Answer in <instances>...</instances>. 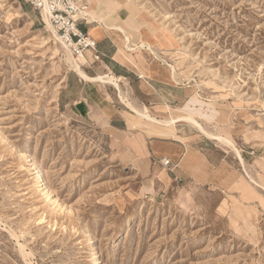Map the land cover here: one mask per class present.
Listing matches in <instances>:
<instances>
[{"label": "rangeland", "instance_id": "rangeland-1", "mask_svg": "<svg viewBox=\"0 0 264 264\" xmlns=\"http://www.w3.org/2000/svg\"><path fill=\"white\" fill-rule=\"evenodd\" d=\"M124 1L169 40L141 49L174 70L197 121L243 161L197 129L192 178L140 180L81 103L71 52L25 0H0V264H264V0Z\"/></svg>", "mask_w": 264, "mask_h": 264}, {"label": "crops", "instance_id": "crops-1", "mask_svg": "<svg viewBox=\"0 0 264 264\" xmlns=\"http://www.w3.org/2000/svg\"><path fill=\"white\" fill-rule=\"evenodd\" d=\"M120 1V2H119ZM122 0H88L89 13H93L95 21L81 28L97 42L100 62H94L92 54L86 55L92 59V64L97 63L100 73L113 75L118 78L120 88H125L127 83L136 99H132L134 107L139 110L148 108L157 119L168 118L157 114L156 109H177L182 114H190L197 120L203 119L199 103L194 101V96L180 85L172 82L170 70L163 64L156 62L141 49V43L151 45L152 50L163 51L169 42L156 31H151L146 26V21L136 17V9L127 6ZM133 12V14L131 13ZM136 12V13H135ZM102 19L105 22H101ZM112 27H124L127 33L136 38L135 53L129 52L124 45V37ZM135 49V50H136ZM130 59V60H129ZM84 71L89 77L99 76L96 67L89 64ZM81 86L82 102L89 108V115L100 117L101 122L114 134L116 143L128 157V165L139 179L147 177L145 174H156L155 183L170 184V180L187 176L193 177L198 171V148L202 146L203 139H198V130L188 123H178L173 129H164L161 126L140 118L124 102L120 100V92L114 86L103 85L82 79L77 75ZM122 80V81H121ZM123 92V93H122ZM125 97V92L121 91ZM126 98V97H125ZM131 100V99H130ZM149 102L150 105L142 107L141 103ZM144 104V103H143ZM148 104V103H147ZM188 105L190 108H188ZM206 120V119H203ZM166 131V135H157ZM170 159L174 167L164 168L159 160Z\"/></svg>", "mask_w": 264, "mask_h": 264}, {"label": "built area", "instance_id": "built-area-1", "mask_svg": "<svg viewBox=\"0 0 264 264\" xmlns=\"http://www.w3.org/2000/svg\"><path fill=\"white\" fill-rule=\"evenodd\" d=\"M40 15L45 12L59 38L76 57H86L92 54L94 62L101 61L97 42L89 33L81 28L90 25L88 0H25ZM161 166L167 169L174 167L170 159L159 160Z\"/></svg>", "mask_w": 264, "mask_h": 264}, {"label": "bare ground", "instance_id": "bare-ground-1", "mask_svg": "<svg viewBox=\"0 0 264 264\" xmlns=\"http://www.w3.org/2000/svg\"><path fill=\"white\" fill-rule=\"evenodd\" d=\"M123 1L124 0H122L121 2H123ZM129 2H130V0H129ZM41 17H42L43 22L46 24L47 28L51 31V33L54 37V40L59 41L62 44V46L70 52L68 47L65 46V44L59 38V35L57 34V31L55 30V28L52 26L48 15L45 12H42ZM95 20L96 19H94V18L92 19V21H95ZM99 20H101V22L102 21L105 22L102 19H99ZM105 25L110 29L116 30L117 32H119L124 37V45L129 52H132L136 49V48L135 49L133 48L131 38H130L129 34L127 33V31L124 27H121V26L120 27H112V26H109L107 24H105ZM142 46H144V45H142ZM147 49L150 50V52H152L154 55V51L151 49L149 44L147 45ZM86 62H87L86 57L76 58L74 56L73 61L70 65H71L72 69L74 70V72L79 77H81L82 79L87 80V81H91V82H98V83L103 84V85H111L112 87L114 86L116 89H118V91L120 92V95H119L120 100L122 102H124L127 105V107L130 108L132 110V112H134L140 118L146 119L148 122H153L154 124L160 125L163 127H172V126H174L180 122H185V123L191 124V125H193V127H196L207 138L214 140V141H217V142H224L227 145L233 147L235 149V151L237 152L240 160L243 161L241 155L239 154L240 153L239 150L237 151V148H235V146L231 142V140H229L228 138H226L220 134H215V133L207 131L202 126V124H200L197 121V119L190 114L170 116V118H166V119L161 120V119H157L155 116H153L148 108H144L143 110H138L133 105H131V103H129L126 100V98L122 95L123 92L121 93V91H123V90H121V88H120L118 78H116L113 75H109V74L99 75L96 77H89L83 69V66H85ZM172 69H174V68L172 67ZM171 77L173 79L176 78V74H175L174 70H172ZM36 179H37L38 183H40V184H42L44 182V174L42 173L41 169L38 170V177ZM41 186H44V185H41ZM131 219H132L131 216L127 217L125 223L122 226L120 225L119 231L123 230L126 226H128L131 222ZM97 261H98V254L94 251L91 262L97 263Z\"/></svg>", "mask_w": 264, "mask_h": 264}]
</instances>
